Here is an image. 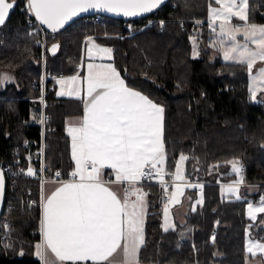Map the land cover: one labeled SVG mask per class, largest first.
Returning <instances> with one entry per match:
<instances>
[{
    "label": "trees",
    "instance_id": "1",
    "mask_svg": "<svg viewBox=\"0 0 264 264\" xmlns=\"http://www.w3.org/2000/svg\"><path fill=\"white\" fill-rule=\"evenodd\" d=\"M209 3L168 0L154 14L135 21L98 15L75 20L63 31L46 35L44 61L40 32L28 23L27 0H14L5 25L0 26V73L12 77L0 86L2 164L20 158L23 171L29 165L37 167L36 162L25 160V142L36 148L41 131L38 119L32 118L40 113L41 93L32 85L43 75L57 78L75 74L87 36L112 46V63L126 83L164 107V173L171 179L169 174L175 173L181 154L188 157L184 177L202 185L203 201L194 210L190 201L183 223L165 232L161 228L162 190L155 184L146 185L148 212L141 264H252L261 259L246 251L245 231L249 228L251 238L264 242V213L251 221L245 214L246 197L224 199L219 183L236 181L228 161L239 159L243 184L259 187L243 195L253 202L264 196V101L251 99L247 66L223 62L218 50L209 46ZM248 11L252 22L264 23V0H248ZM149 19L158 21L144 27ZM124 23L132 25V35ZM197 31L200 55L193 58L189 39ZM54 42L59 43V51L50 56L47 49ZM55 81L46 82L45 176L52 178L59 171L67 178L72 162L65 121L81 114L83 104L56 97ZM28 191L35 200L30 209L22 204ZM40 197L39 182L26 177L7 181L0 225L7 221L11 226L8 239L12 246L6 255L0 251V264H40L35 255V244L40 241Z\"/></svg>",
    "mask_w": 264,
    "mask_h": 264
},
{
    "label": "snow or ice",
    "instance_id": "2",
    "mask_svg": "<svg viewBox=\"0 0 264 264\" xmlns=\"http://www.w3.org/2000/svg\"><path fill=\"white\" fill-rule=\"evenodd\" d=\"M214 2L219 7H212L210 0L208 23L212 38L209 46L222 51L225 62L247 66L250 96L256 100L257 93L264 92V68L255 74L252 70L258 61L264 62V25L249 21L248 0ZM163 3L164 0H27L26 7L41 25L52 33H58L82 12L98 10L138 16L152 12ZM13 8L14 0H0V26L5 25ZM234 18L243 23H233ZM238 36H242L243 40H239ZM86 43L89 45V58L100 56L112 59L111 48L96 45L92 37H86ZM57 47L53 44L49 51L54 53ZM192 55L193 58L200 55L195 39ZM87 69L83 78L87 85L83 97L76 86L78 76L57 80L62 89L57 92L58 96L67 94L83 99V116L79 124L67 128L75 163V169L70 173L72 179L59 180L61 173L57 171L55 177L60 186L50 195L42 194L41 239L35 244V255L40 264H87L89 261L91 264H113L112 258L117 254L121 257L117 264H141L140 252L146 243V193L142 191V181L151 180L154 175L162 179L164 175L161 166L165 163V109L126 83L112 63H88ZM11 80L8 74L0 73V86ZM187 159L181 154L180 161ZM228 163L237 176L235 186H229L228 190L240 199L238 188L244 182L243 165L239 159ZM106 169H110L111 173H106ZM27 174L35 175L31 167L27 169ZM113 175L115 180L111 179ZM183 178L178 162L175 180L183 181ZM114 183L123 187L122 198L110 187ZM4 184V174L0 171V197L3 196ZM162 186L167 192L168 186L163 182ZM173 187L175 190L163 210L162 228L165 232L175 227L169 223V204L179 203V197L183 195L179 184ZM133 196L134 200L131 199ZM248 208L255 220L257 213H264V196L258 205L249 203ZM4 228L11 231L8 224ZM0 244L4 248L12 246L11 243H4L3 238H0ZM254 248L264 251V243L246 242L248 252H253ZM49 253L54 256V261H50Z\"/></svg>",
    "mask_w": 264,
    "mask_h": 264
},
{
    "label": "rangeland",
    "instance_id": "3",
    "mask_svg": "<svg viewBox=\"0 0 264 264\" xmlns=\"http://www.w3.org/2000/svg\"><path fill=\"white\" fill-rule=\"evenodd\" d=\"M158 20L157 19H149L148 21H147V23H146V25L144 26V27H146V26H150V25H153L154 23H156ZM159 24L161 25V21H159ZM129 33H130V35H132L133 34V31H132V29L131 30H129ZM87 37H92L93 38V40H96L97 42H98V39L95 37V36H87ZM200 38V34H199V31H197V32H195L194 34H193V36H191L190 37V42H191V45H192V49H193V39H195L196 40V42H197V44H198V47H199V52H200V43H199V39ZM86 42V37L84 38V40H83V49H82V60H81V63L83 64V61H84V70L83 71H79L80 72V74H77L76 76H78V81H77V87H79L80 88V96L81 97H83L84 95H85V93H86V88H87V85H86V83H84L83 82V78L87 75V71H88V69H87V65H88V63H97V64H99V62L100 61H96L97 59H103V60H105V61H107V60H109L108 58H106V57H104V58H101L100 56H96L94 59H92V58H89V56H88V54H87V48H88V44H86V46H84V43ZM94 43V42H93ZM99 43V42H98ZM101 44V43H100ZM103 45V44H102ZM105 46H107V47H109V48H112L113 49V47L112 46H109V45H105ZM100 47H104V46H100ZM84 49H85V52H84ZM114 50V49H113ZM192 57H193V55H192ZM197 57H199V56H197ZM42 61H43V58H42ZM229 63V62H228ZM105 64V63H104ZM262 68H264V67H262ZM255 69V68H254ZM260 68H258V70H259ZM258 70H254L253 71V74H255ZM82 72V73H81ZM53 78V77H52ZM61 79H65V80H67V78H61ZM57 80H59V79H57ZM57 80L55 81V95H57V92H59V91H61L62 89H61V85L60 84H58L57 83ZM64 90L67 92V86H65V88H64ZM64 96H68L69 97V95H64ZM57 97V96H56ZM59 98V97H58ZM73 99H77L76 97H74ZM77 100H79L80 101V103H82L83 104V99H77ZM41 106V105H40ZM32 118H37L38 119V122H39V124H40V121H41V112L38 114V116L36 117L34 114L32 115ZM65 134H66V131H65ZM37 148V147H36ZM36 148H34V150L36 149ZM19 152V151H18ZM20 153V152H19ZM31 157L32 158H34V157H36V153H33L32 155H31ZM180 163V167H181V170H182V172H183V177H184V162L185 161H180V158L178 159V161H177V163ZM29 167H31L32 169H33V172L35 173V175H32V176H29L28 174H27V169L29 168ZM176 167H177V164H176ZM176 170V169H175ZM176 172V171H175ZM24 177H26L27 179H29L30 181H36V182H40L39 181V173H38V170L36 169V167L35 166H32V165H29V166H27L26 167V169L24 170ZM174 180H175V177L173 178ZM183 181L185 182V181H187L186 179H185V177L183 178ZM183 181H176L175 180V182H183ZM188 182V181H187ZM235 182H231V184L232 185H228L229 183H219V186L220 185H223L222 187H220V194H221V196L224 198V199H237L236 198V195H233V194H231L230 196L228 195L227 196V190H228V188H229V186H235V184H234ZM194 184V182L193 183H190V184H181V183H179V185H180V187H181V189H182V191H183V195L182 196H180L179 197V203H175V204H169V223H171V224H173V225H175V223H176V221H177V219H176V216H175V209H177V208H179L180 206H182L183 204H185V202L186 201H191V208L194 210V209H196V207L198 206V205H201L202 204V201H203V198H202V192H201V184H196V185H199L200 187H195V185H193ZM234 184V185H233ZM244 186H254V188H255V191L259 188L258 187V185H256V184H249V185H244L243 183H242V185L240 184V186H239V188H243ZM222 188V189H221ZM239 188H238V190H239ZM175 190V188L172 186V189L166 194V196L169 198V197H171V194H172V192ZM244 189H242V190H240V195H241V192H244L243 191ZM24 191H26V189L24 190ZM187 191H194V192H191V193H193V194H191V193H188L187 194ZM32 192V191H31ZM242 196V195H241ZM25 197L26 196H24L23 197V200H22V204H25ZM34 200V199H33ZM146 200L147 199H145V202H146ZM245 200H246V206H245V214H246V217H248L251 221H254L252 218H251V216H250V214H249V208H248V205H249V203H251V204H253V206H256V205H258L259 203H260V201H257V202H253V199H251L250 197H248V196H246V198H245ZM165 203L166 202H162V204H161V220H162V222H161V228H162V225L164 224V205H165ZM190 203V202H189ZM35 205V200H34V204L31 206V207H33ZM31 207H29V206H27V208L28 209H30ZM22 211H24V209L22 210ZM145 212H146V214H147V212H148V209H147V205H146V209H145ZM260 213H257L256 214V218H257V216L259 215ZM146 217V216H145ZM5 224H9L7 221H4L0 226V236H1V234L4 236V240H3V242L4 243H9V231L7 230V229H5L4 228V225ZM163 229V228H162ZM7 232V237H5V233ZM249 232H250V230H249V228H247L246 229V231H245V233H246V239H245V247H246V242H248V243H264L263 241H261V240H259V239H253V238H251L250 236H249ZM10 248V247H9ZM9 248H6V251H8L9 250ZM247 251V250H246ZM248 252V251H247ZM249 254H251L252 256H256V255H260V257H261V260L260 259H255V260H260V261H258V264H264V251H261L260 249H257V248H254L253 249V252H248ZM253 253H255V254H253ZM257 262V261H256ZM252 264H256L254 261H253V263Z\"/></svg>",
    "mask_w": 264,
    "mask_h": 264
},
{
    "label": "built area",
    "instance_id": "4",
    "mask_svg": "<svg viewBox=\"0 0 264 264\" xmlns=\"http://www.w3.org/2000/svg\"><path fill=\"white\" fill-rule=\"evenodd\" d=\"M29 25H36L39 32H40V36H41V40H40V46H41V51H42V58L44 61V53H45V48H46V44H45V37L47 34H49L48 32H46L35 20V18L31 15V18L28 20ZM124 26H126V28L128 30L132 29V25L131 24H126L124 23ZM112 49V48H111ZM113 50V49H112ZM60 77V76H59ZM58 78V77H57ZM54 80L56 78H48L45 75L42 76L41 80L39 83H35L32 86L35 89H40V97L38 98L39 102L41 103V107H40V112H41V117H44L43 122L40 121V141L39 144L37 146V148L34 150V148H31V144L30 142L26 141L25 142V147L28 149V153L25 155V160L28 164H32L33 162H36V165L38 168V173H39V184L40 186H42L49 178H47L45 176V171H41V169H45V165H44V154H45V143H44V132L47 126V121H48V117H46V115L44 114V107H45V95H46V82L47 80ZM49 131L52 130V128H48ZM31 151H34V153H36V157L32 158L31 155ZM21 164L22 161L20 158H17L13 163L10 164H2L0 163V167L3 171L4 177H5V182L7 183V181L9 183H13L15 182L16 179L20 178V177H24V171L21 169ZM169 176L174 177L175 173H171L169 174ZM53 180L57 181V178L55 177V175L52 177ZM59 180H63L65 181L64 177H62V175L59 177ZM162 182L163 184H166L168 186V190L167 192L170 190L172 184L174 183L173 179H169L167 178L165 175H163L162 179L160 177H155V175L153 176V179L149 180V179H145L142 181V184H155L158 185L161 190H162V197L161 200L163 202H167L168 197L166 196L164 187L162 186ZM25 204L29 207H31L34 204V200L31 197V191L27 192V197L25 200ZM31 205V206H30ZM0 238H3L4 240V236L1 234ZM0 251L3 252L6 255V248L3 247V244H0Z\"/></svg>",
    "mask_w": 264,
    "mask_h": 264
},
{
    "label": "crops",
    "instance_id": "5",
    "mask_svg": "<svg viewBox=\"0 0 264 264\" xmlns=\"http://www.w3.org/2000/svg\"><path fill=\"white\" fill-rule=\"evenodd\" d=\"M211 6L212 7H219V5H216L215 4V2H214V0H211ZM208 9H209V6H208ZM208 9H207V18H206V22H207V26H208V28H209V23H208ZM249 21L251 22V23H256V22H252L251 20H250V18H249ZM233 23H235V24H242L243 22L242 21H239L238 19H236V18H234L233 19ZM257 25H264V23H256ZM210 29V28H209ZM211 30V29H210ZM211 38H212V35L210 36ZM238 39L239 40H243V37L242 36H238ZM93 42L96 44V45H99V46H104V47H107V46H105V45H102V44H100V43H98L96 40H93ZM86 42L84 43V46H86ZM109 48V47H108ZM218 50V49H217ZM84 52H85V49H84ZM218 52H219V55H220V57H221V60L223 61V62H225L224 61V59H223V54H222V51H219L218 50ZM96 61H100L99 62V64L100 63H105V64H107V63H112V59L111 60H107V61H105V60H103V59H97ZM226 63H228V62H226ZM229 63H233V62H229ZM113 64V63H112ZM262 67H264V62H260V61H258L257 63H256V65H254V67H253V70L252 71H254V70H258V68H262ZM255 68V69H254ZM83 71L84 70V61H83V64L81 63L79 66H77V72L75 73V74H73V75H70V76H61V77H58V78H56V80L57 79H61V78H70V77H72V76H76L77 74H80V72L79 71ZM82 73V72H81ZM10 76V75H9ZM122 77V76H121ZM123 78V77H122ZM248 87H249V79H248ZM57 97H59V98H74L75 96H58V95H56ZM256 100H259V101H264V92H258L257 93V99ZM82 116H83V111H82V113L81 114H79V115H75V116H70V117H67L66 118V121H65V126H64V131H66V135H67V137H68V144H69V156H70V159H71V162H72V170L70 171V173L75 169V163H74V161L72 160V156H71V137L70 136H68V134H67V128L69 127V126H71V125H76V124H79V122H80V120H81V118H82ZM163 169H164V164L161 166ZM164 171V170H163ZM105 172L106 173H111V170L110 169H106L105 170ZM70 173H69V176H67V178H64L65 179V181H69V180H71L72 179V177H71V175H70ZM63 177V176H62ZM175 177V176H174ZM174 177H172V179L174 178ZM111 179L112 180H115V176L113 175V176H111ZM173 181H174V183L172 184V186L174 185V184H179V183H181V184H190V183H188L187 181H183V182H175V180L173 179ZM235 184V183H234ZM233 184V185H234ZM143 185V187H142V191L144 192V193H146V196H145V199H147V191H146V185L147 184H142ZM193 185H196V184H193ZM224 185V184H223ZM223 185H220V187H222ZM228 185H232L231 183H229ZM242 185V184H241ZM60 186V184L57 182V181H55V180H53V178H49L44 184H43V193H42V186H40V194H41V200H42V194H43V196H47V195H50L57 187H59ZM172 186H171V188H170V190L172 189ZM202 186V185H201ZM240 186V185H239ZM110 187L112 188V190L113 191H115L116 193H118L120 196H121V198L123 197V195H124V190H123V187L120 185V184H118V183H114V184H112V185H110ZM243 187V186H242ZM222 189V188H221ZM242 189H244L243 191L244 192H241V195H240V190H242ZM169 190V191H170ZM168 191V192H169ZM255 191V188H254V186H244L243 188H239V190H238V194L240 195V198H242V197H246V195H243V193H245V194H251L252 192H254ZM167 192V193H168ZM202 192V191H201ZM166 193V194H167ZM188 193H191L190 191H187V194ZM227 196L229 195H231V194H233L232 192H230L229 190H227ZM191 194H193V193H191ZM233 195H235V194H233ZM232 196V195H231ZM131 199H135V197L133 196V197H131ZM190 202V200L189 201H186L185 202V204H183L182 206H180L179 208H177V209H175V216H176V219H177V221H176V223H175V227L177 226V225H179V224H182L183 223V221H184V216H185V214L187 213V211H188V204H190L189 203ZM146 205H147V209H148V200H146ZM146 216V215H145ZM174 227V228H175ZM171 230V229H170ZM40 239H41V236H40ZM37 257V256H36ZM37 259H38V257H37ZM49 259H50V261H54V256L51 254V253H49ZM113 259V264H117V262L118 261H120L121 260V257L117 254V255H115L114 256V258H112ZM261 260V259H260ZM260 260H254V262L256 263V264H258V261H260ZM257 261V262H256ZM69 264H70V262H69ZM87 264H91V262L89 261V262H87Z\"/></svg>",
    "mask_w": 264,
    "mask_h": 264
},
{
    "label": "water",
    "instance_id": "6",
    "mask_svg": "<svg viewBox=\"0 0 264 264\" xmlns=\"http://www.w3.org/2000/svg\"><path fill=\"white\" fill-rule=\"evenodd\" d=\"M168 2V0H164V3L162 5H160L158 8L153 9L152 12H148V13H143L141 15L138 16H124L122 14H117V13H111V12H107V11H98V10H89L87 12H82L79 13L76 17H74L72 20L68 21L65 25V27L63 29H61L59 32L63 31L64 29H66L70 24H72L75 20L81 19V18H85V17H89V16H95V15H99V16H105V17H109L112 19H116V20H122V21H135V20H139V19H143L146 17H149L150 15L154 14L155 12H157L159 9H161L166 3ZM34 17V15H32ZM35 18V17H34ZM36 20V19H35ZM37 21V20H36ZM37 23L48 33L50 34H56V33H52L50 29H48L46 26L41 25L38 21ZM58 32V33H59ZM56 44L58 45L56 51L53 53L51 51H49V49H51L52 45ZM48 54L50 56H55L58 51H59V43L58 42H54L52 43L48 49ZM0 171H2L1 167H0ZM4 181H5V177H4ZM5 193H6V182L4 184V191H3V196L0 197V217L3 211V207H4V202H5Z\"/></svg>",
    "mask_w": 264,
    "mask_h": 264
}]
</instances>
